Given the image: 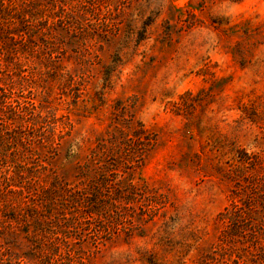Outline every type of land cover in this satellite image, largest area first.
Returning a JSON list of instances; mask_svg holds the SVG:
<instances>
[{
  "label": "rangeland",
  "instance_id": "374dc122",
  "mask_svg": "<svg viewBox=\"0 0 264 264\" xmlns=\"http://www.w3.org/2000/svg\"><path fill=\"white\" fill-rule=\"evenodd\" d=\"M0 1V264H264V0Z\"/></svg>",
  "mask_w": 264,
  "mask_h": 264
},
{
  "label": "trees",
  "instance_id": "16d2710c",
  "mask_svg": "<svg viewBox=\"0 0 264 264\" xmlns=\"http://www.w3.org/2000/svg\"><path fill=\"white\" fill-rule=\"evenodd\" d=\"M4 2H2V1H0V9H1V7H3L4 5ZM75 199L77 198V197H74Z\"/></svg>",
  "mask_w": 264,
  "mask_h": 264
}]
</instances>
